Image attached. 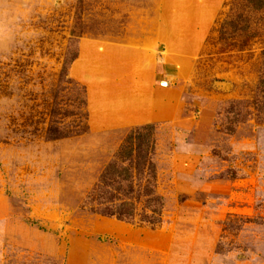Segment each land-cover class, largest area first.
I'll return each instance as SVG.
<instances>
[{"label":"rangeland","instance_id":"rangeland-1","mask_svg":"<svg viewBox=\"0 0 264 264\" xmlns=\"http://www.w3.org/2000/svg\"><path fill=\"white\" fill-rule=\"evenodd\" d=\"M239 1L0 0V264H264V9ZM237 13L256 33L245 47L218 36ZM174 29L198 45H158ZM146 37L143 60L120 61ZM149 68L177 110L121 124L118 96L142 94ZM235 112L248 116L230 135ZM144 125L165 200L155 231L82 208Z\"/></svg>","mask_w":264,"mask_h":264},{"label":"trees","instance_id":"trees-1","mask_svg":"<svg viewBox=\"0 0 264 264\" xmlns=\"http://www.w3.org/2000/svg\"><path fill=\"white\" fill-rule=\"evenodd\" d=\"M238 8L242 12L249 8L260 11L264 9V0H242L239 1ZM248 20L241 13L227 18L218 30L220 41L227 43L229 39L239 38L241 47H245L256 37V33L251 32ZM73 60L75 58L71 57L69 64ZM81 104V108H84L85 103ZM246 116L247 113L235 112L233 120L225 129L226 133L234 134V124L244 122ZM259 116L264 117V112L258 110V119ZM66 136L59 135L57 138ZM155 153L153 126L144 125L131 129L86 195L82 208L102 218L147 227L151 231L160 229L164 223L165 200L157 190L158 167L154 160ZM229 174L230 180L237 178L236 173L230 171ZM237 220L230 217L224 225H228L230 229L229 226H235Z\"/></svg>","mask_w":264,"mask_h":264},{"label":"crops","instance_id":"crops-1","mask_svg":"<svg viewBox=\"0 0 264 264\" xmlns=\"http://www.w3.org/2000/svg\"><path fill=\"white\" fill-rule=\"evenodd\" d=\"M155 35L161 39V42H159L158 45H163L165 50H192L196 45H198L195 41L196 33H192V35L188 38L187 34L185 35L184 30H165V32H156ZM180 36H187L189 41L187 40V42H181L182 40H180ZM191 38H193V41H190ZM129 42L137 45L140 51L123 54L126 57L122 55V60L120 61H126L130 58L143 60L145 57L143 52L145 51L146 53L147 50L152 49L155 46L150 39H147V37ZM176 72L179 73L178 70ZM140 73L142 76L136 89H139L142 94H136L127 98L122 97L123 99L118 96L119 101L116 105L117 107L115 108L119 112L118 116L121 124L142 125L161 122L164 118H166L169 112L177 110V105L175 99L173 98L174 95L171 93L172 91L168 89V85L166 84V87H158L155 85L157 73L150 68L147 70L145 69ZM136 74H138V72ZM135 84H133V88H135Z\"/></svg>","mask_w":264,"mask_h":264},{"label":"bare ground","instance_id":"bare-ground-1","mask_svg":"<svg viewBox=\"0 0 264 264\" xmlns=\"http://www.w3.org/2000/svg\"><path fill=\"white\" fill-rule=\"evenodd\" d=\"M163 86H166V83H162Z\"/></svg>","mask_w":264,"mask_h":264}]
</instances>
